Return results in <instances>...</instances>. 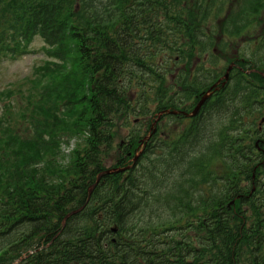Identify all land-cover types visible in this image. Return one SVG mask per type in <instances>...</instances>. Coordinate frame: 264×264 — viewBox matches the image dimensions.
Listing matches in <instances>:
<instances>
[{
  "label": "trees",
  "instance_id": "1",
  "mask_svg": "<svg viewBox=\"0 0 264 264\" xmlns=\"http://www.w3.org/2000/svg\"><path fill=\"white\" fill-rule=\"evenodd\" d=\"M226 3L0 0V55L18 59L38 36L57 60L72 56L79 86L60 110L66 115L75 108L77 116L70 124L53 122L81 135L66 162L47 158L64 143L57 124L33 125L27 136L4 140L0 264H264V155L254 147L264 133L258 122L244 130L239 119L232 121L246 111L252 119L255 104L264 108V99L253 96L258 86L249 96L233 89L215 98L214 109L230 114L228 125L213 132L210 125H192L167 144L151 138L133 168L104 175L88 198L115 155L117 119L145 117L139 132L147 125L146 133H153L156 115L176 108L178 87H197L191 60L213 44L210 17L219 20L224 37H239L259 23L248 17L259 0L242 1L237 13L230 7L219 19ZM225 45L231 47L230 41ZM179 61L190 63L172 80L168 74ZM248 78L264 84L259 74ZM243 102L246 111L240 113ZM185 137L187 143L181 142ZM129 147L117 149L116 167L129 163Z\"/></svg>",
  "mask_w": 264,
  "mask_h": 264
},
{
  "label": "rangeland",
  "instance_id": "2",
  "mask_svg": "<svg viewBox=\"0 0 264 264\" xmlns=\"http://www.w3.org/2000/svg\"><path fill=\"white\" fill-rule=\"evenodd\" d=\"M242 1L244 5H247L248 0H227V3L223 5L222 15H220L219 19H222L223 15L227 12L229 13L230 7L231 10L234 11L233 14L237 13L241 8ZM248 17L257 20L259 23L257 25L249 24L243 28V32L239 37H234L230 31H228L230 33H226V37L221 36L218 32V27L220 25L219 20L215 17H210L208 27L213 30L211 35L213 44L202 52V54L208 53L210 60L205 64L206 68L202 70V78L198 76L199 82H209L212 79L215 80L221 77L228 65L229 59L237 57L235 54L244 57L247 61H252L254 64L256 61L261 60L262 64L256 62L257 66L264 68V38L262 37L264 33V0H259V4H254V12L251 13V15L248 14ZM242 23L241 21V24ZM230 24L231 22L228 24V27H230ZM233 25L238 26L239 24L234 22ZM228 40L231 43V47L225 45ZM214 41L221 42V44H218V48H216ZM27 52L28 53L15 60L0 55V159H5L4 151L8 150V146L4 141L6 137L27 136L33 125L39 126L42 123H51L57 124L59 129L64 131L60 133L64 143L58 147L59 150L56 149L57 154L53 152L48 154L47 158L53 155L54 160L66 162L69 160L72 150L80 141L79 138L81 135L77 133L69 134L71 130L68 127H62L59 123H54L53 121L55 118H58L65 122V124L66 122L70 124L77 116L75 108L66 112V115H64V111L60 110L61 107L66 105L69 96L74 94V89L79 86V78L74 71L75 66H73L74 62L72 56H68L63 61L57 60L51 55L55 54L53 48L44 44L42 39L38 36L34 37L33 41L29 44ZM211 52H213V54H211ZM255 54H257V57H255ZM180 63L177 64V67L181 65ZM175 67L174 64L171 73L168 74L169 76L174 73ZM206 69L210 74L206 73ZM182 76H184V74H182ZM205 78H207V80H204ZM244 79L247 80L249 84H246L247 82L245 83ZM257 84L258 83H255L251 78L246 79L240 75L236 76L234 72L231 82L224 89L222 96H226L229 92H232L233 89H240V91H244L246 95L249 96L251 94L250 91L254 90L250 88H257ZM145 90L146 89L143 88V92H145ZM172 92H175V90H172ZM253 96L257 98L256 101L263 102L264 91L260 86L257 90H254ZM132 98L133 104H136V97L132 96ZM141 99H143V97H141ZM240 106L244 108L245 112V103L243 102ZM255 107L258 108V111H256L252 119L249 118L250 114L246 115L247 111L245 114H242V117L239 116L240 118L232 120L229 118V113H226L224 110H219L217 113L222 117L212 118L208 121V125H210L209 127L213 132V130H217V128H215L216 125H222L223 123L228 125L231 120L236 122V120L239 119L241 127L247 130V127L249 128L250 126L249 124L255 126V122H258L256 119L264 116V108L262 106L257 107L256 104ZM154 108L155 106H150V112H153ZM240 113H243V111L241 110ZM141 114H143V112ZM151 115L152 113L149 114V117H151ZM133 117L126 119V117L122 116L116 121L115 148L112 151L116 157L117 155L120 156L116 145L121 142H125L126 144L132 142V152L141 151L145 148L142 146L143 142H139L143 137V133L141 134L138 129L139 122H142L145 117L138 116L139 121L137 122H134L136 117ZM250 119L254 124L248 122ZM186 125L189 124L171 122L163 119L158 123V129L164 133V138L166 136L172 138V136L178 135L177 132L181 131ZM54 127L56 128V126ZM240 130L242 132V129ZM39 134L43 135L44 130L39 131ZM136 134L140 137L135 138L134 136H136ZM132 139L136 140L132 141ZM163 140L167 141L168 139ZM204 148L206 149L208 146L205 145ZM154 151H156V149H154ZM135 154H137V152ZM139 154L140 152H138V155ZM149 156H152L151 153H149ZM146 157L148 158L147 154ZM110 164L111 163L108 165ZM260 183H262V178L260 179Z\"/></svg>",
  "mask_w": 264,
  "mask_h": 264
},
{
  "label": "flooded vegetation",
  "instance_id": "3",
  "mask_svg": "<svg viewBox=\"0 0 264 264\" xmlns=\"http://www.w3.org/2000/svg\"><path fill=\"white\" fill-rule=\"evenodd\" d=\"M235 55L237 57H232L228 61L230 63L229 66L233 65L232 70H231L232 73L237 72L243 78H246V76H248L249 74H252V73L264 75V68L257 66V63L259 64V62H260V64H262L261 60L256 61L257 63L255 62V64H254L252 61H247L244 57H240L238 54H235ZM255 57H257V54H255ZM208 60H209L208 54H194V56L192 57V60H191V64H192L191 78H193L195 76V74L197 72H199L194 77V79H197L199 81L198 76H200L201 69L206 68L205 62H207ZM187 62L179 61V63L181 65L178 67L179 69L175 68L174 74L171 75L172 80H174L176 78L175 75H180L182 70H184V71L186 70ZM188 63H190V62H188ZM192 70H193V72H192ZM204 80H207V78ZM213 83H214L213 79L209 82L208 81L197 82L196 88H194V89L192 87L185 88L184 89L185 92H183L184 90H182L178 87V90L180 91L179 92L180 99H179V101L177 100L176 102H174V104L176 105V108L175 109H171V108L167 109V111H169V113H164L161 116L160 121L163 119H166V120L174 121V122H183V123H187V124L192 123V124H196L197 129H199L202 126L208 125V121H210L212 118L222 117L219 113H217L220 109H214V102L216 100H220V99H215V98L220 96L223 93V90L221 88L220 89L218 88L217 90L212 92V95L210 96V98H208L205 101L204 105H202L199 113L196 116H194V117L189 116L192 109L195 107L197 102L200 100L202 93L204 94L207 91H209L210 86ZM199 87H201L202 89H199ZM188 95H190L191 98H188L187 97ZM227 100H230V99H227ZM241 110L244 112V108H240V111ZM163 111H165V110H163ZM172 111L176 112V114H174V115L171 114L170 112H172ZM157 127H158V125H157ZM185 127H187V125ZM185 127L181 131L177 132L178 135L185 132V130H186ZM258 130L260 132L264 133V121H263V119L260 121V123H258ZM156 138L168 139L170 137L166 136L164 138V133L162 131L158 130L157 136L152 137V143L156 142V140H155ZM163 142H164V144H167L168 142H170V143L173 142V140H167V141L163 140ZM163 142L160 141V143H163ZM185 142L187 143V141H185ZM123 144H124V142H121V145H123ZM262 145H263L262 147L258 148V150L261 151L260 153L264 152V143ZM258 150H257V152H259Z\"/></svg>",
  "mask_w": 264,
  "mask_h": 264
},
{
  "label": "water",
  "instance_id": "4",
  "mask_svg": "<svg viewBox=\"0 0 264 264\" xmlns=\"http://www.w3.org/2000/svg\"><path fill=\"white\" fill-rule=\"evenodd\" d=\"M229 69H230V68H229ZM229 69H228V71H229ZM228 71H227V73H226V76H224L225 79H227ZM207 97H208V96L206 95V96H204V97L202 98V100L200 101V103H199V104L197 105V107L194 109L192 115H195V114L197 113V111H198V109L200 108L201 104L205 101V99H206ZM135 161H136V156H135V158H134V162H135ZM129 168H130V166H127V167H125V168L109 169V170H107V171L101 173V174L98 176L96 183L99 181V179H100L103 175H106V174H113V173H120V172H123V171H125V170H127V169H129ZM90 192H91V191H89V194H90ZM111 230H112V232H116V231H117V228H116V227H113Z\"/></svg>",
  "mask_w": 264,
  "mask_h": 264
}]
</instances>
